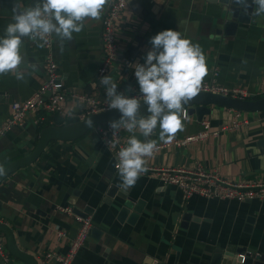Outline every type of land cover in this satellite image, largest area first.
I'll return each instance as SVG.
<instances>
[{
    "label": "crops",
    "instance_id": "obj_1",
    "mask_svg": "<svg viewBox=\"0 0 264 264\" xmlns=\"http://www.w3.org/2000/svg\"><path fill=\"white\" fill-rule=\"evenodd\" d=\"M112 1L105 5L99 20L87 19L72 40L61 41L53 33L52 53L65 93L107 99L97 69L104 54L102 19ZM31 2L35 0H0V35L12 22L13 5L26 8ZM216 14V6L205 0H128L114 23L116 58L106 75L117 83L119 92L140 96L135 69L129 63H144L152 48L150 38L173 29L202 49L208 72L201 85L238 88L246 99L264 96V14L255 25H241L246 29H237L232 36L216 32L220 28L213 21ZM38 43L30 39L22 42L23 60L16 71L24 73L23 80L12 73L0 75V125L11 112V102L25 100L45 80V50ZM208 107L210 114L202 119L209 122L206 139L181 146L173 143L201 131L202 120L188 113L181 117L183 129L170 143L160 141L159 128L155 130L149 139L164 146L146 157L147 166L201 167L232 182L264 181V111H239L240 119L247 123L230 129L236 110L214 104ZM85 108L67 97L61 112H29L21 126L14 125L0 136V167L22 152L26 155L42 127L74 122ZM97 127L73 141H50L38 159L0 183V222L11 229L17 247L38 264L47 251L66 252L68 238L77 229L73 217L57 210L56 205L68 206L75 214L91 219L89 237L72 264H208L215 250L232 252L238 246L264 253V198L237 201L198 194L184 198L180 188L164 185L152 173L142 174L135 185L125 189L114 167V155ZM119 133L125 144L132 135L123 127ZM136 135L144 139L138 131ZM110 184L142 202L136 219L130 221L129 215L117 218L112 203L118 197L111 201L106 196ZM59 230L65 236L59 237ZM0 237L6 246L5 235L0 233Z\"/></svg>",
    "mask_w": 264,
    "mask_h": 264
},
{
    "label": "clouds",
    "instance_id": "obj_2",
    "mask_svg": "<svg viewBox=\"0 0 264 264\" xmlns=\"http://www.w3.org/2000/svg\"><path fill=\"white\" fill-rule=\"evenodd\" d=\"M109 0H36L35 4L23 8L13 5L12 22L0 35V75L12 73L17 80L24 73L16 71L23 57L21 46L24 39L38 41L39 47L48 43V36L55 33L61 40H72L73 33H80L87 19L99 20ZM246 12L249 0H235ZM255 14H264V0H251ZM152 48L144 63L130 62L135 69L140 96L119 92L117 83L109 75L100 78L106 90L109 109L120 112L118 120L109 122L111 146L123 127L130 137L126 146L115 153L121 187L135 185L142 174L148 172L146 157L157 150V141L149 139L159 128V140L170 143L176 133L183 129L181 114L183 105L197 96L203 78L207 75L205 55L198 44L192 43L173 29L160 31L150 38ZM35 67V65H33ZM141 101L148 107V115H140ZM91 127L93 121H85ZM144 139H140L136 132ZM4 169L0 167V175Z\"/></svg>",
    "mask_w": 264,
    "mask_h": 264
},
{
    "label": "built area",
    "instance_id": "obj_3",
    "mask_svg": "<svg viewBox=\"0 0 264 264\" xmlns=\"http://www.w3.org/2000/svg\"><path fill=\"white\" fill-rule=\"evenodd\" d=\"M128 0H113L103 16L101 28V40L103 47V59L97 69V77L100 78L106 75L110 63L116 58V41L114 23L118 14L124 8ZM53 34L48 36V43L44 46L43 63L45 68V80L39 87L32 92V94L25 100H14L11 102V112L6 121L0 125V136L5 134L12 126H21L24 123L25 117L29 112H61L62 103L67 97L77 100L85 104L86 108L81 114V118L89 113L110 110L107 105V99H100L80 92L65 93L61 86V81L57 71V63L53 57ZM202 91H211L214 93H221L233 97L245 98L246 94L243 90L238 88H227L224 86L215 85L212 83H204L200 86ZM139 96V95H132ZM187 109L183 108L181 114L182 118L187 117ZM247 120L240 119L239 111H236L232 119L230 129H236ZM201 131L188 135L181 140H175L173 143L181 146L191 141L204 140L208 137L209 122L207 120L201 121ZM99 137L108 146L107 141L112 139V129L109 124L98 125L97 127ZM168 145V144H167ZM122 146H126L120 133L114 138L111 146H108L112 151L114 157L115 153L119 151ZM164 146L159 145L157 148ZM166 146V144H165ZM116 160L114 158V167ZM148 167L147 173L154 174L164 185H174L180 188L184 198L192 194H198L208 198H222L228 200L244 201L247 199L264 198V181L262 182H232L224 180L218 176L217 173L206 172L197 167L195 169L183 168H155ZM116 169V167H115ZM117 170V169H116ZM118 171V170H117ZM56 209L72 216L77 223V229L73 236L68 238L67 250L64 253L55 251H47L42 257L40 264H48L51 261L57 264H72L78 250L84 245L92 227L91 219L88 216H81L75 214L68 206H58ZM58 236H65L63 230L58 231ZM0 258L4 261L8 260V253L4 240L0 237Z\"/></svg>",
    "mask_w": 264,
    "mask_h": 264
},
{
    "label": "water",
    "instance_id": "obj_4",
    "mask_svg": "<svg viewBox=\"0 0 264 264\" xmlns=\"http://www.w3.org/2000/svg\"><path fill=\"white\" fill-rule=\"evenodd\" d=\"M35 2H31L30 6ZM205 2L216 6L217 14L215 18H213V21L215 25L220 27L216 29V32L225 36L234 35L237 29H246V27L241 25H255L256 20L259 19L260 16L255 14V5H252L251 0H249L251 6L246 12L235 0H205ZM209 104L229 107L240 112H260L264 111V96L257 99H246L200 90L197 96L183 106H188L187 112L189 114H195L198 120H202L204 116L210 114ZM147 107L148 106L141 101L139 114L148 115ZM120 115L119 110L110 109L86 114L82 118L63 126L42 127L37 142L32 149L26 150V152H28L26 155L22 152L19 154V157L10 160L2 166L4 173L0 175V183L12 172L30 165L38 159L50 141L76 140L86 134L94 125L109 124L112 120H118ZM88 119L93 121L91 127L85 124V121ZM106 196L110 198L111 201L115 196L118 197L112 204L117 209V218L119 220L125 219L129 215V220L133 221L142 212V202L140 200H137L129 193L118 190V187L113 184H110L107 188ZM84 213L88 214L87 208L84 209ZM186 215L187 214H184V217H187ZM0 233H3L6 237V250L8 253V260L4 261L0 258V264H38L32 255L17 247L11 229L1 222ZM154 264H166V262H155ZM208 264H264V253H255L251 250H247L244 246H238L232 252H224L222 249H217L212 253Z\"/></svg>",
    "mask_w": 264,
    "mask_h": 264
}]
</instances>
